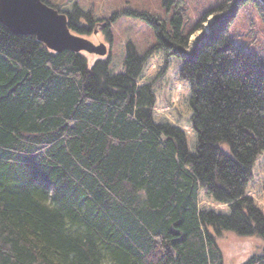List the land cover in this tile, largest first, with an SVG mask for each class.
Here are the masks:
<instances>
[{
	"label": "trees",
	"instance_id": "obj_1",
	"mask_svg": "<svg viewBox=\"0 0 264 264\" xmlns=\"http://www.w3.org/2000/svg\"><path fill=\"white\" fill-rule=\"evenodd\" d=\"M185 2L140 15L157 42L116 75L111 53H56L0 23V264H226L219 234L264 240V61L229 37L264 5L224 0L187 29ZM60 12L80 36L105 21L112 42L110 20Z\"/></svg>",
	"mask_w": 264,
	"mask_h": 264
},
{
	"label": "rangeland",
	"instance_id": "obj_2",
	"mask_svg": "<svg viewBox=\"0 0 264 264\" xmlns=\"http://www.w3.org/2000/svg\"><path fill=\"white\" fill-rule=\"evenodd\" d=\"M60 11H71L78 3L84 11H92L96 19H107L111 22L112 42L104 34L99 21L98 27L91 35L83 36L94 44L104 43L111 53L110 74L116 75L124 70V57L127 52L143 55L156 42L154 26L147 18L140 15L150 14L168 20L174 13L176 5L168 7L164 0H46ZM224 0H186L185 8L187 29L195 23H200L206 13L217 8ZM138 14V15H137ZM216 14L207 17L203 30L191 36L190 49L205 33L214 21ZM229 37L243 50L252 53L264 61V19L258 8L246 4L241 7L237 17L229 29ZM109 53V55H110ZM93 62L101 59L97 55L86 54ZM108 58V57H103ZM228 146V145H225ZM218 244L222 249L226 264H240L252 255L264 253V240L259 237L241 236L234 232L224 231L218 235ZM104 264H111L106 262Z\"/></svg>",
	"mask_w": 264,
	"mask_h": 264
},
{
	"label": "water",
	"instance_id": "obj_3",
	"mask_svg": "<svg viewBox=\"0 0 264 264\" xmlns=\"http://www.w3.org/2000/svg\"><path fill=\"white\" fill-rule=\"evenodd\" d=\"M264 5V0H259ZM0 23L13 34L35 36L56 53L70 51L108 57L106 44H94L88 38L73 33L68 16L43 0H0ZM106 27V23L102 28ZM97 33V31L95 32Z\"/></svg>",
	"mask_w": 264,
	"mask_h": 264
}]
</instances>
